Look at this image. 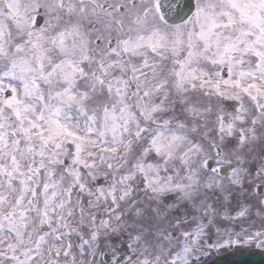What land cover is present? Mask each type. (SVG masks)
Segmentation results:
<instances>
[{
  "label": "snow or ice",
  "instance_id": "1",
  "mask_svg": "<svg viewBox=\"0 0 264 264\" xmlns=\"http://www.w3.org/2000/svg\"><path fill=\"white\" fill-rule=\"evenodd\" d=\"M253 245L264 0H0V264Z\"/></svg>",
  "mask_w": 264,
  "mask_h": 264
},
{
  "label": "water",
  "instance_id": "2",
  "mask_svg": "<svg viewBox=\"0 0 264 264\" xmlns=\"http://www.w3.org/2000/svg\"><path fill=\"white\" fill-rule=\"evenodd\" d=\"M209 264H264V252L259 250H241L219 256Z\"/></svg>",
  "mask_w": 264,
  "mask_h": 264
},
{
  "label": "bare ground",
  "instance_id": "3",
  "mask_svg": "<svg viewBox=\"0 0 264 264\" xmlns=\"http://www.w3.org/2000/svg\"><path fill=\"white\" fill-rule=\"evenodd\" d=\"M103 183H104L103 178H101V179H99V180L96 181V184H97V185H102ZM76 195H77V192L74 191V193H73V205H74V206H76V199H75V198H76ZM79 195L83 196L84 199H87V197L84 196V194L81 193V194H79ZM103 207H104V205L101 204V205H100L101 210H102ZM86 210H87V209H86ZM94 210H95V209H94ZM260 250H262V249H260ZM262 251H264V250H262ZM220 253L222 254V253H224V252H220ZM211 258H212V257H211ZM211 258H208L207 260H205L204 264H208V261H209Z\"/></svg>",
  "mask_w": 264,
  "mask_h": 264
},
{
  "label": "rangeland",
  "instance_id": "4",
  "mask_svg": "<svg viewBox=\"0 0 264 264\" xmlns=\"http://www.w3.org/2000/svg\"><path fill=\"white\" fill-rule=\"evenodd\" d=\"M253 203H255V201H253ZM253 219H257L256 217H253ZM259 223H260V221L257 219V226L259 225ZM212 241H209V243H211ZM251 247H255L254 245L253 246H250V248ZM237 248H244V247H231V248H227V249H220V250H218L219 252H225V251H228V250H233V249H237ZM218 251H214V252H212L209 256H207V257H203L202 259H203V262L205 261V260H207L208 258H210L213 254H215L216 252H218Z\"/></svg>",
  "mask_w": 264,
  "mask_h": 264
}]
</instances>
